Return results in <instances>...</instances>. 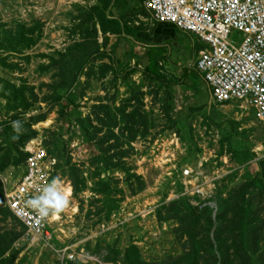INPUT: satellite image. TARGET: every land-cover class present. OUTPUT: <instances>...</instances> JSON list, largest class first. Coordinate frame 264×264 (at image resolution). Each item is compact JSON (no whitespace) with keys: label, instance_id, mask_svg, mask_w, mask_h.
<instances>
[{"label":"rangeland","instance_id":"1","mask_svg":"<svg viewBox=\"0 0 264 264\" xmlns=\"http://www.w3.org/2000/svg\"><path fill=\"white\" fill-rule=\"evenodd\" d=\"M107 1L0 0V264H264V122L214 104L203 46L145 0H110L104 34ZM35 143L70 200L49 242L5 200Z\"/></svg>","mask_w":264,"mask_h":264},{"label":"built area","instance_id":"2","mask_svg":"<svg viewBox=\"0 0 264 264\" xmlns=\"http://www.w3.org/2000/svg\"><path fill=\"white\" fill-rule=\"evenodd\" d=\"M143 5L155 23L171 24L203 46L194 68L207 84L214 104H239L264 122V0H145ZM26 153L23 175L6 193V205L28 236L49 242L53 225L60 220L41 219L25 209L23 202L51 182L54 164L38 143ZM195 178L201 181L193 170L186 169L181 184L186 195L201 199V184L191 186Z\"/></svg>","mask_w":264,"mask_h":264},{"label":"clouds","instance_id":"3","mask_svg":"<svg viewBox=\"0 0 264 264\" xmlns=\"http://www.w3.org/2000/svg\"><path fill=\"white\" fill-rule=\"evenodd\" d=\"M14 131L19 130V122L13 121ZM70 204L66 188H61V181L54 177L42 191L24 200L23 207L34 211L39 218L46 219L50 216L55 218L62 213Z\"/></svg>","mask_w":264,"mask_h":264},{"label":"trees","instance_id":"4","mask_svg":"<svg viewBox=\"0 0 264 264\" xmlns=\"http://www.w3.org/2000/svg\"><path fill=\"white\" fill-rule=\"evenodd\" d=\"M109 1L106 2V4L102 8H96L95 9V17L97 19V22L101 28V31L106 33H112V34H120L122 32L121 25L116 20H109L107 16L105 15V11L109 5ZM159 79L162 81H165V78L163 75L158 74L157 75Z\"/></svg>","mask_w":264,"mask_h":264},{"label":"bare ground","instance_id":"5","mask_svg":"<svg viewBox=\"0 0 264 264\" xmlns=\"http://www.w3.org/2000/svg\"><path fill=\"white\" fill-rule=\"evenodd\" d=\"M12 189H13V188H12ZM58 219H59V218H58ZM58 219H57V217L54 218L55 221L58 220ZM71 259H75V256H74V255L71 256Z\"/></svg>","mask_w":264,"mask_h":264}]
</instances>
